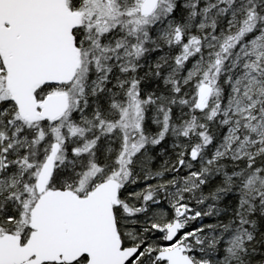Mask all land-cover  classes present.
I'll use <instances>...</instances> for the list:
<instances>
[{"label": "snow or ice", "instance_id": "obj_1", "mask_svg": "<svg viewBox=\"0 0 264 264\" xmlns=\"http://www.w3.org/2000/svg\"><path fill=\"white\" fill-rule=\"evenodd\" d=\"M0 264H264V0H0Z\"/></svg>", "mask_w": 264, "mask_h": 264}]
</instances>
